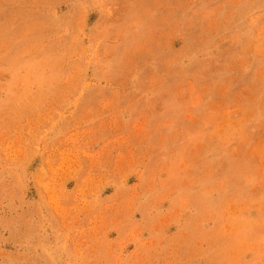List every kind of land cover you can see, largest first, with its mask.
Instances as JSON below:
<instances>
[{"label":"rangeland","instance_id":"rangeland-1","mask_svg":"<svg viewBox=\"0 0 264 264\" xmlns=\"http://www.w3.org/2000/svg\"><path fill=\"white\" fill-rule=\"evenodd\" d=\"M0 264H264V0H0Z\"/></svg>","mask_w":264,"mask_h":264}]
</instances>
